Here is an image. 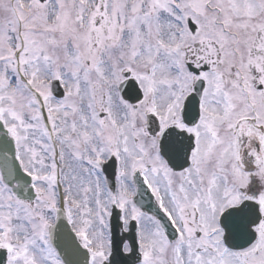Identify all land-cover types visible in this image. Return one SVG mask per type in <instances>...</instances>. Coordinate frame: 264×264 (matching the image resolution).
<instances>
[{"label": "snow or ice", "instance_id": "1", "mask_svg": "<svg viewBox=\"0 0 264 264\" xmlns=\"http://www.w3.org/2000/svg\"><path fill=\"white\" fill-rule=\"evenodd\" d=\"M0 13V264H264V0Z\"/></svg>", "mask_w": 264, "mask_h": 264}, {"label": "rangeland", "instance_id": "2", "mask_svg": "<svg viewBox=\"0 0 264 264\" xmlns=\"http://www.w3.org/2000/svg\"><path fill=\"white\" fill-rule=\"evenodd\" d=\"M1 14H3V13H0V16H2Z\"/></svg>", "mask_w": 264, "mask_h": 264}]
</instances>
